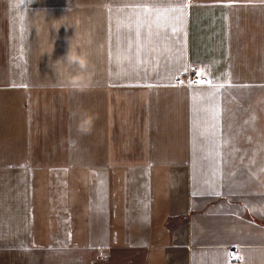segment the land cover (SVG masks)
I'll return each instance as SVG.
<instances>
[{"label": "crops", "instance_id": "0c3cea01", "mask_svg": "<svg viewBox=\"0 0 264 264\" xmlns=\"http://www.w3.org/2000/svg\"><path fill=\"white\" fill-rule=\"evenodd\" d=\"M0 264H264V0H0Z\"/></svg>", "mask_w": 264, "mask_h": 264}, {"label": "built area", "instance_id": "2783aa9c", "mask_svg": "<svg viewBox=\"0 0 264 264\" xmlns=\"http://www.w3.org/2000/svg\"><path fill=\"white\" fill-rule=\"evenodd\" d=\"M191 84L194 86L203 85L209 82V78L206 75L196 73L195 76L190 77ZM241 251L237 248L230 250L229 259L232 262H237L240 260Z\"/></svg>", "mask_w": 264, "mask_h": 264}, {"label": "clouds", "instance_id": "9594fccd", "mask_svg": "<svg viewBox=\"0 0 264 264\" xmlns=\"http://www.w3.org/2000/svg\"><path fill=\"white\" fill-rule=\"evenodd\" d=\"M74 62L77 63V64H79V66H80V68L82 70H86V68H87V61H86V59L85 60L76 59ZM86 123H90V120H86Z\"/></svg>", "mask_w": 264, "mask_h": 264}]
</instances>
